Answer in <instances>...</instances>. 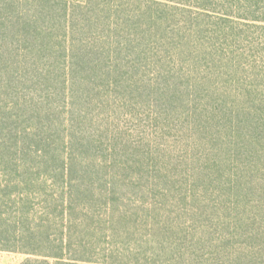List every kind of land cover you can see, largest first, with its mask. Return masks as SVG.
I'll list each match as a JSON object with an SVG mask.
<instances>
[{
    "label": "rangeland",
    "instance_id": "obj_1",
    "mask_svg": "<svg viewBox=\"0 0 264 264\" xmlns=\"http://www.w3.org/2000/svg\"><path fill=\"white\" fill-rule=\"evenodd\" d=\"M110 2L99 5L103 14L154 16L132 57L142 55L139 76L148 85L168 82L186 92L184 100L163 112L143 97L134 113L117 102L114 115L96 104L80 127L96 130L97 144L78 149L89 166L65 190V203L47 207L46 195L65 191L60 181L40 191L37 174L12 188L1 207L18 223L11 243L63 254L71 264H187L198 253L235 250L264 222V0ZM176 104L185 108L171 116ZM63 143L49 144L75 150ZM25 149L32 156L34 147ZM4 168L0 179L10 182L16 174L0 161ZM42 220L50 242L36 244ZM31 257L42 256L0 249V264Z\"/></svg>",
    "mask_w": 264,
    "mask_h": 264
},
{
    "label": "trees",
    "instance_id": "obj_2",
    "mask_svg": "<svg viewBox=\"0 0 264 264\" xmlns=\"http://www.w3.org/2000/svg\"><path fill=\"white\" fill-rule=\"evenodd\" d=\"M110 1L85 0L69 5L64 0H0V161L16 174L10 182L0 179V249L42 256L26 258L19 264L72 263L60 253L40 254L36 249L19 247L18 242L11 243L18 223L5 217L1 207L31 174L38 175L40 191L45 183L56 186L60 181L62 192L68 187L70 194L71 183L89 166L78 149L91 150L97 144V131L88 135L80 127V119L96 115V104L114 115L120 102L134 113L143 97L155 99L165 112L174 103L183 102L186 95L168 82L152 86L139 76L142 55H132L139 52L146 36L142 27L150 20L155 22L154 16H147L149 20L143 22L138 12L130 9L125 16L116 15L122 10L108 9L109 14H103L99 5H110ZM96 3L97 14L90 12ZM180 107L185 108L174 105L170 115H178ZM59 138L75 150L59 153V146L51 147L49 143ZM26 145L34 147L32 156L24 153ZM20 151L23 155L17 157ZM0 170L8 172L6 168ZM58 193L45 194L47 207L65 203L67 191ZM21 203L26 204V200L21 199ZM43 221L38 222L33 234L36 244L50 242L49 233L43 236ZM20 232L22 235V229ZM63 248L62 243V252ZM217 253L207 258L198 253L187 264H264V222L251 226L235 250Z\"/></svg>",
    "mask_w": 264,
    "mask_h": 264
}]
</instances>
